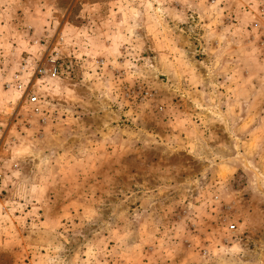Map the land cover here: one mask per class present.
Here are the masks:
<instances>
[{"label": "rangeland", "instance_id": "374dc122", "mask_svg": "<svg viewBox=\"0 0 264 264\" xmlns=\"http://www.w3.org/2000/svg\"><path fill=\"white\" fill-rule=\"evenodd\" d=\"M0 264H264V0H0Z\"/></svg>", "mask_w": 264, "mask_h": 264}]
</instances>
